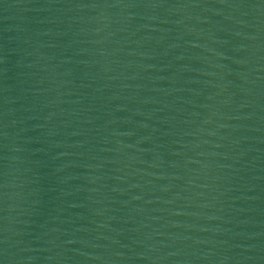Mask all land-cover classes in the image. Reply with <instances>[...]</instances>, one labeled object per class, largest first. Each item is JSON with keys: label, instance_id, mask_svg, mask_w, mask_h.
<instances>
[{"label": "water", "instance_id": "1", "mask_svg": "<svg viewBox=\"0 0 264 264\" xmlns=\"http://www.w3.org/2000/svg\"><path fill=\"white\" fill-rule=\"evenodd\" d=\"M0 264H264V0H0Z\"/></svg>", "mask_w": 264, "mask_h": 264}]
</instances>
